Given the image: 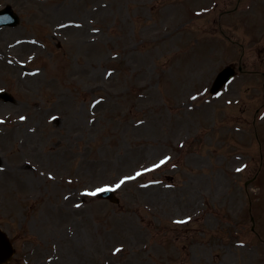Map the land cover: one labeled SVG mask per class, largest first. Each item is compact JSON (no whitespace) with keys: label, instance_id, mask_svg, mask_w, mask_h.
I'll list each match as a JSON object with an SVG mask.
<instances>
[{"label":"rangeland","instance_id":"1","mask_svg":"<svg viewBox=\"0 0 264 264\" xmlns=\"http://www.w3.org/2000/svg\"><path fill=\"white\" fill-rule=\"evenodd\" d=\"M2 1L21 15L0 30V90L18 99H0L8 264H264L250 1ZM240 46L247 72L209 94ZM117 184L119 203L92 194Z\"/></svg>","mask_w":264,"mask_h":264},{"label":"snow or ice","instance_id":"2","mask_svg":"<svg viewBox=\"0 0 264 264\" xmlns=\"http://www.w3.org/2000/svg\"><path fill=\"white\" fill-rule=\"evenodd\" d=\"M21 119H23V117ZM160 163L163 164V163H165V161H161ZM156 167H159V165H156ZM137 175H139V173H137ZM127 179H131V177L127 178ZM123 182L124 181H121L120 183H123ZM119 186H120L119 184L116 185V187H119ZM98 191H104V189H99ZM92 194L95 195V193H92ZM177 223H183V221H177ZM116 251L119 252V251H121V249L117 248Z\"/></svg>","mask_w":264,"mask_h":264},{"label":"water","instance_id":"3","mask_svg":"<svg viewBox=\"0 0 264 264\" xmlns=\"http://www.w3.org/2000/svg\"><path fill=\"white\" fill-rule=\"evenodd\" d=\"M229 72H230V69L226 70V71H225V75H228Z\"/></svg>","mask_w":264,"mask_h":264}]
</instances>
